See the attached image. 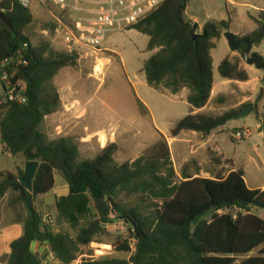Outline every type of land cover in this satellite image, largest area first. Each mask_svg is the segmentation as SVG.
I'll use <instances>...</instances> for the list:
<instances>
[{
	"label": "trees",
	"instance_id": "1",
	"mask_svg": "<svg viewBox=\"0 0 264 264\" xmlns=\"http://www.w3.org/2000/svg\"><path fill=\"white\" fill-rule=\"evenodd\" d=\"M185 4L188 7V0H166L131 29L148 36V51L155 52L143 67L149 87L175 96L188 90L191 109L201 110L209 105L214 92L212 53L216 41L231 31V20L207 22V37L195 42L191 36L194 24L185 19L187 8L179 17ZM1 13L12 21L13 31L0 20V62L29 45V65L18 71V78L28 85L27 103L0 108L1 142L13 158L40 164L33 190L34 218L26 209V187L13 183L17 177L12 173H0V201L10 191L18 192L16 202L22 201L27 211L26 216L17 213L23 235L10 245L7 264H45L33 251L35 242L48 244L60 264H74L83 249L110 236L107 225L115 221L126 224L130 236L119 238L113 248L117 253L131 254L130 259L107 257L84 264H264V218L254 207L264 208V190L250 189L244 171H232L226 178H202L184 170L179 178L162 134L148 154L123 164L116 160L119 146L115 143L95 158L81 160L78 139H50L43 125L47 117L62 109L54 80L63 69L76 67L79 55L58 52L48 40L34 46L29 33L35 23L31 10L6 1L0 4ZM252 19L256 29L236 39L260 46L264 41V10ZM44 28L55 30L56 25ZM219 74L227 81L250 80L238 61L230 58L221 63ZM138 103L141 115L150 116L148 107L140 100ZM241 111L216 117L190 113L172 129L171 137L182 132L210 136ZM24 170L19 169V176ZM57 176L67 184L68 193L56 200L53 225L45 221L34 202L55 189ZM124 197L139 201L131 204L124 202ZM228 210L237 214L222 213ZM209 211L213 214L194 226V220Z\"/></svg>",
	"mask_w": 264,
	"mask_h": 264
},
{
	"label": "rangeland",
	"instance_id": "2",
	"mask_svg": "<svg viewBox=\"0 0 264 264\" xmlns=\"http://www.w3.org/2000/svg\"><path fill=\"white\" fill-rule=\"evenodd\" d=\"M37 6L38 4H34L31 10L35 19L29 32L32 44L38 46L41 40H48L56 51L68 53L55 30L44 28L47 24H53L52 15L62 18V13L53 4L48 5V11L37 9ZM260 10H264V0H188L185 19L198 24L200 33L207 22L231 20V32L243 37L249 36L256 29L252 18ZM225 33L216 41L217 48L212 53L216 84L214 98L204 114L222 116L243 110L248 105H253V110L249 117L234 119L216 131L218 147L214 140L210 150L202 148L199 143L202 134L196 132H183L177 138L171 137L176 124L190 114L189 91L184 90L175 96L149 87L143 67L155 52L148 51L149 37L133 29L111 34L103 47L109 51L98 54L84 51L79 55L76 67L63 69L59 73L54 85L58 90L62 109L46 119L43 132L52 140L62 137L81 140L96 133L97 143L100 135H106L108 145L116 141L120 146L116 155L119 164L132 163L148 154L158 143L162 133L168 137L173 166L180 176L186 170L202 178H224L236 167L244 171L249 188L264 187V71L245 63L242 50L232 52ZM252 53L264 58V41L260 46H255ZM226 58H230L232 62L238 61L240 68L249 74L250 80L243 83L223 79L219 74V67ZM107 61L109 63L102 67ZM96 68H102L101 74H97ZM138 100L148 107L150 116L141 115ZM64 105H68L71 110ZM81 117L82 120H77ZM244 130L250 131L251 137L236 140L234 135ZM213 147L217 148L216 154L211 152ZM80 151L81 160H84L95 158L101 149L95 143L90 147L82 146ZM25 167L26 161L23 158H13L7 154L0 135V172H10L18 178L19 169ZM65 185L63 179L57 176L56 188L51 193L36 198L34 202L47 221L53 220V225L56 220L55 203L58 197L66 193ZM19 196L18 192L10 191L0 201V218L14 221L18 212L26 216L25 204L22 201L16 202ZM123 201L136 204L139 200L124 197ZM222 213L237 214V211ZM255 213L264 218L263 211ZM107 229L110 236L98 238L90 247L83 249L74 264L107 257L130 259L131 254L117 253L113 248L119 238H129L128 226L115 221L107 225ZM134 247L132 242V248ZM44 259L45 262L49 261L47 264L53 263L48 256Z\"/></svg>",
	"mask_w": 264,
	"mask_h": 264
},
{
	"label": "built area",
	"instance_id": "3",
	"mask_svg": "<svg viewBox=\"0 0 264 264\" xmlns=\"http://www.w3.org/2000/svg\"><path fill=\"white\" fill-rule=\"evenodd\" d=\"M6 1H13L28 10H32L34 4H38L37 9L47 11L49 4L56 6L63 16L52 15L55 34L61 38L68 53L80 55L84 51L96 54L109 51L103 47L111 34L131 29L146 20L166 0H0V4ZM28 49L26 44L11 58L0 62V108L27 103L28 85L18 78V71L29 65ZM250 137L248 130L234 135L238 141ZM132 249L135 251V247Z\"/></svg>",
	"mask_w": 264,
	"mask_h": 264
},
{
	"label": "water",
	"instance_id": "4",
	"mask_svg": "<svg viewBox=\"0 0 264 264\" xmlns=\"http://www.w3.org/2000/svg\"><path fill=\"white\" fill-rule=\"evenodd\" d=\"M187 8V5L185 4L182 8L179 10V17H181L182 12ZM0 20L7 26V28L10 31H13V24L12 21L9 20L3 13L0 14ZM191 36L193 41H197L201 38L207 37V31L203 30L201 33L199 32V25L194 24L193 29L191 32ZM225 37L229 43V46L232 50V52H238L242 49L243 46H246V49L242 51V59L245 63H247L249 66H254L258 70L264 71V63L261 61L260 57L257 54H253V48L255 47L253 43H251L247 39H241L237 40L236 35H234L231 31L225 33ZM253 110V105L246 106L239 115L235 117L236 120L245 119L250 116L251 112ZM262 130L264 131V124L262 125ZM40 164L38 162H27L26 167L24 170V173L19 176L18 178L13 180V183L15 184H23L26 187V209L30 216L34 218V209H33V190H34V183L36 176L39 171ZM255 208L264 211V208H260L256 205H254ZM213 214V211H209L206 213H203L199 215L194 220V226H197L200 221H202L204 218L210 216Z\"/></svg>",
	"mask_w": 264,
	"mask_h": 264
},
{
	"label": "crops",
	"instance_id": "5",
	"mask_svg": "<svg viewBox=\"0 0 264 264\" xmlns=\"http://www.w3.org/2000/svg\"><path fill=\"white\" fill-rule=\"evenodd\" d=\"M206 24V23H205ZM205 26V25H204ZM215 84H216V81H215ZM214 98V92H213V95H212V99H211V102ZM211 102L209 103V105L204 108V109H201V110H196V109H191L190 107V113H193V114H204ZM64 107L68 108L69 110H71V108L68 106V105H64ZM89 114V113H88ZM56 115V114H55ZM205 115V114H204ZM53 116V115H52ZM50 117V116H49ZM49 117H47L46 119H48ZM84 118V117H83ZM77 120H82V117L81 119H77ZM220 130V129H219ZM218 131V130H217ZM183 133V132H182ZM182 133L180 135H182ZM162 134V133H160ZM103 135V134H102ZM163 135V134H162ZM179 135V136H180ZM106 136V135H105ZM160 136V135H159ZM165 136V135H164ZM178 136V137H179ZM202 140L199 141V143L201 144L202 148H206L208 150H210L209 148L211 147L210 145L212 144V142L215 140V146L218 147L219 146V142L215 139L216 138V131L213 132L210 136H205L202 134ZM107 137V136H106ZM166 138H168L167 136H165ZM97 138V135L96 133H94L93 135L87 137V138H82L81 140L78 139L79 143H80V149L82 146L84 147H90L92 145H94L95 143L97 144V146H99V148L101 149V151L106 147L108 146V143H106L105 146H103L100 142V139H101V135H100V139L97 142H95ZM107 142H108V138H107ZM113 143L117 144L116 141H114ZM112 144V143H111ZM119 146V144H117ZM119 149H120V146H119ZM216 149L211 148V152H215L214 154H216ZM100 151V152H101ZM81 152V151H80ZM99 152V153H100ZM97 156V155H96ZM238 170H242V169H238V168H233L230 172L232 171H238ZM243 171V170H242ZM4 172V171H2ZM230 172L227 173V175L225 176V178L230 174ZM1 173V172H0ZM10 173V172H8ZM13 174V173H12ZM178 174V173H177ZM195 176H197L196 174H194ZM178 176H180L178 174ZM181 177V176H180ZM61 178V177H60ZM64 181V180H63ZM65 182V181H64ZM56 185H57V177H56ZM67 186V184L65 185ZM56 188V186H55ZM251 189V188H250ZM256 189H263L264 190V187H258ZM256 189H253V190H256ZM68 193V186H67V190H66V193ZM63 196V195H62ZM40 197V196H39ZM59 198V197H58ZM36 206V205H35ZM37 211H38V208L36 207ZM39 212V211H38ZM40 213V212H39ZM54 213L56 215V209L54 210ZM46 222L50 223L51 221L53 220H50V221H47V219H45ZM23 235V226L17 222V220L15 219L14 221L13 220H7L5 218H0V264H7V260H8V257L10 256L11 254V249H10V245L12 244V242H14L16 239L20 238L21 236ZM33 251L34 253H37L39 254L42 258H46V256L49 257L50 260H52V264H60L57 260L54 259L53 255L51 254L50 252V247L48 244H41L39 242H35L33 244ZM49 254V255H48ZM49 261L45 262L46 264L48 263Z\"/></svg>",
	"mask_w": 264,
	"mask_h": 264
},
{
	"label": "bare ground",
	"instance_id": "6",
	"mask_svg": "<svg viewBox=\"0 0 264 264\" xmlns=\"http://www.w3.org/2000/svg\"><path fill=\"white\" fill-rule=\"evenodd\" d=\"M108 63H109L108 61H107V62H104L102 67H105ZM97 66H98V65H97ZM96 72H97V74H101V72H102V68H96ZM99 77H100V76H99ZM100 142H101V144H102L103 146H105L106 143H107V137H106L105 135H101Z\"/></svg>",
	"mask_w": 264,
	"mask_h": 264
}]
</instances>
